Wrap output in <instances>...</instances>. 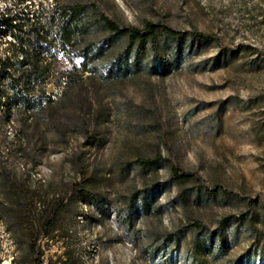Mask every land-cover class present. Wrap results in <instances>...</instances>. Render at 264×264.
Returning <instances> with one entry per match:
<instances>
[{
    "label": "rangeland",
    "instance_id": "1",
    "mask_svg": "<svg viewBox=\"0 0 264 264\" xmlns=\"http://www.w3.org/2000/svg\"><path fill=\"white\" fill-rule=\"evenodd\" d=\"M1 11L47 31L49 77L27 95L53 92L34 109L3 93L0 264H264V0H0ZM101 17L182 36L141 45ZM19 55L0 30L3 73L30 69ZM171 166L196 179L174 181ZM18 210L31 226L10 231Z\"/></svg>",
    "mask_w": 264,
    "mask_h": 264
},
{
    "label": "trees",
    "instance_id": "2",
    "mask_svg": "<svg viewBox=\"0 0 264 264\" xmlns=\"http://www.w3.org/2000/svg\"><path fill=\"white\" fill-rule=\"evenodd\" d=\"M79 13V7L76 6H63L58 11V20L60 24V38L59 42L63 45L71 44L72 42V33L74 27V20ZM12 16L7 11L0 12V30H9L10 33H13V44H16L17 50L20 51L18 64L20 66L27 64L29 66L28 71H21L17 74V76L10 75L8 73H3L2 71L5 69L6 65L10 63L11 57L0 58V105L5 104L6 113L5 117L11 112L10 103L8 102L7 97L4 98L5 91H12L13 98L12 100L19 107H26L27 109H34L38 104H40L41 100H46L48 102L51 101V97L48 94L46 87H41V91L39 95L36 96H28L27 89L28 82L32 77L40 75V83H45L48 79V74H45L44 70L48 67L44 61V50H50L51 41L47 35V31L39 30V27H36L34 21H31L32 18L26 16L24 18H18ZM103 25L112 33L119 36H126L131 41H137L139 44L144 45L148 41H154L156 35L161 33L167 36L178 38L182 36V33L169 25L160 22H145L143 28H135V27H125L119 26L116 22L106 18L101 17ZM55 16L53 15L49 20L53 22ZM3 26V27H1ZM191 38L196 40H206L208 35L203 32L193 31L189 34ZM222 49H226L224 46H221ZM30 49L33 52L30 53ZM82 67L80 71H83ZM5 80V85L2 86L1 82ZM39 101V102H38ZM152 160L142 161L143 164L151 163ZM170 176L176 182H186L196 179V175L193 172L184 171L177 166L170 167ZM214 191L221 190L218 187L213 189ZM224 190V189H223ZM222 191V190H221ZM4 204L2 203V207L0 208V212L4 210ZM48 223V227L51 229L53 226L52 219H50ZM31 221H28V218L22 211L18 210L16 213L12 214L8 220H5L7 227L10 231L14 229L17 231H24L27 228H30L29 224ZM198 226V224H194ZM36 241L31 244V250L36 254L35 251ZM38 259V257H37ZM39 261V259H38ZM37 264H40L39 262Z\"/></svg>",
    "mask_w": 264,
    "mask_h": 264
},
{
    "label": "water",
    "instance_id": "3",
    "mask_svg": "<svg viewBox=\"0 0 264 264\" xmlns=\"http://www.w3.org/2000/svg\"><path fill=\"white\" fill-rule=\"evenodd\" d=\"M47 91H48V93H51V92H53L52 85H49V86H48V88H47Z\"/></svg>",
    "mask_w": 264,
    "mask_h": 264
}]
</instances>
